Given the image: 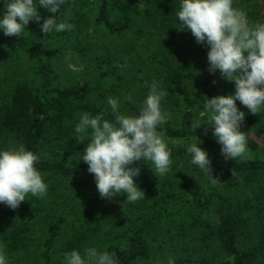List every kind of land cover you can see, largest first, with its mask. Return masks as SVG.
<instances>
[{
    "label": "trees",
    "instance_id": "obj_1",
    "mask_svg": "<svg viewBox=\"0 0 264 264\" xmlns=\"http://www.w3.org/2000/svg\"><path fill=\"white\" fill-rule=\"evenodd\" d=\"M10 0H0V18ZM182 0H67L56 14L38 7L21 36L0 29V151L18 148L35 163L47 194L26 195L13 210L0 203V251L6 264H67L85 248L113 255L115 264H264V108L245 113L240 131L248 151L225 159L213 135L207 99L234 94L209 72L208 47L178 20ZM250 25L264 23V0H233ZM74 25L45 34L44 20ZM83 64L75 74L66 63ZM156 81L167 95L158 125L172 163L164 175L136 161L133 177L145 197L102 198L82 155L92 130L77 132L83 113L137 116ZM215 81V83H213ZM202 125L193 133L191 125ZM197 143L212 177L185 148ZM217 180H215V179Z\"/></svg>",
    "mask_w": 264,
    "mask_h": 264
},
{
    "label": "clouds",
    "instance_id": "obj_2",
    "mask_svg": "<svg viewBox=\"0 0 264 264\" xmlns=\"http://www.w3.org/2000/svg\"><path fill=\"white\" fill-rule=\"evenodd\" d=\"M66 3L67 0H10L0 18V29L5 36H21L30 21L40 22L38 7L56 14ZM177 16L196 42L208 47L209 72L219 70L222 78L235 85L234 94L207 99L206 107L212 113L211 123L207 124L214 127L213 135L222 146L225 159L243 158L248 151L245 132L240 131L245 113L238 109L236 101L253 115L264 108V23L250 25L245 13L233 7V0H182ZM73 28L72 24L57 23L53 15L41 25L45 34ZM149 88L139 115L119 114L118 100L110 97L108 103L116 113L115 123L103 114L93 117L85 112L76 127L77 132L92 130L82 160L88 165L87 171L94 175L102 198L111 199L121 192L126 193L129 202L145 197L133 179L140 174L138 167H130L136 161H150L159 175L169 171L170 151L157 131L158 125L170 116L161 110V100L167 93L156 81ZM201 125L195 120L192 133ZM187 152L192 156L191 163L212 177L211 161L198 142L191 144ZM39 158L23 145L0 151V203L15 210L27 194L41 198L47 194V185L35 167ZM65 259L67 264H115L113 255L98 253L95 248H85L83 256L73 250ZM0 264H6L3 251H0ZM168 264H175L174 258L170 257Z\"/></svg>",
    "mask_w": 264,
    "mask_h": 264
},
{
    "label": "rangeland",
    "instance_id": "obj_3",
    "mask_svg": "<svg viewBox=\"0 0 264 264\" xmlns=\"http://www.w3.org/2000/svg\"><path fill=\"white\" fill-rule=\"evenodd\" d=\"M245 18H246V16H245ZM246 21H247V19H246ZM66 63H68V67L75 74L76 73L79 74L83 70V64L79 60H73L71 55H69L67 57ZM216 75H217V78L219 80V83H223V82L227 81L226 79H224V78L221 77L219 70L216 71ZM191 144H193V142L187 143L186 146H185V148L187 149ZM198 147H199V145H198ZM10 149H12V148H10Z\"/></svg>",
    "mask_w": 264,
    "mask_h": 264
}]
</instances>
